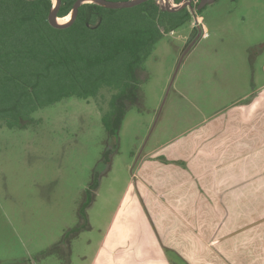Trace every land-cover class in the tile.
<instances>
[{"label":"rangeland","instance_id":"1","mask_svg":"<svg viewBox=\"0 0 264 264\" xmlns=\"http://www.w3.org/2000/svg\"><path fill=\"white\" fill-rule=\"evenodd\" d=\"M156 1L165 8V0ZM201 14L157 43L118 139L107 141L94 99L64 98L35 112L38 123L24 129L0 126V264H93L104 237L113 239L108 233L121 226H148L151 234L133 237L158 241L136 196L144 148L160 129L176 134L200 120L185 95L206 107V117L227 107L209 126L225 128L231 117L242 126L236 109L252 90L253 72L264 84V0H215ZM195 26L202 36L181 55ZM116 143L118 152L103 161Z\"/></svg>","mask_w":264,"mask_h":264},{"label":"crops","instance_id":"2","mask_svg":"<svg viewBox=\"0 0 264 264\" xmlns=\"http://www.w3.org/2000/svg\"><path fill=\"white\" fill-rule=\"evenodd\" d=\"M255 80L236 109L243 127L238 117L209 126L227 107L206 117L185 95L200 120L176 134L160 129L136 163V196L158 241L135 240L148 226H121L93 264H264V84Z\"/></svg>","mask_w":264,"mask_h":264},{"label":"trees","instance_id":"3","mask_svg":"<svg viewBox=\"0 0 264 264\" xmlns=\"http://www.w3.org/2000/svg\"><path fill=\"white\" fill-rule=\"evenodd\" d=\"M76 1L62 0L58 16L70 15ZM54 5L0 0V126L24 129L38 123L35 112L64 98L94 99L107 141L118 139L127 111L139 103V71L165 33L192 18L190 12L163 10L156 0L125 9L86 2L70 27L57 29L48 18ZM112 146L103 161L118 152V144Z\"/></svg>","mask_w":264,"mask_h":264},{"label":"water","instance_id":"4","mask_svg":"<svg viewBox=\"0 0 264 264\" xmlns=\"http://www.w3.org/2000/svg\"><path fill=\"white\" fill-rule=\"evenodd\" d=\"M148 0H128V1H112V0H77L75 3V6H73V9L70 13L71 15V19L70 21H67L65 23H60L59 20V16H58V9L59 6H61L62 0H55V5L53 6V8L51 9L50 13H49V22L50 25L53 28H57V29H64L66 27H70L72 25V23L75 22L76 18H77V14H78V10L79 7L83 4V3H96L99 5H103L105 8H109V9H125V8H131L137 5H140L144 2H146ZM167 5V10H173L176 11L178 9L183 8L186 4L190 5V1L186 2V4H184L183 6H179L173 9V7H170L168 4L169 0H165ZM215 0H201L200 4H199V9H202L204 6H206L207 4H212ZM165 9V8H164ZM199 27V26H198ZM187 52V49L185 50V52L182 55H185Z\"/></svg>","mask_w":264,"mask_h":264},{"label":"flooded vegetation","instance_id":"5","mask_svg":"<svg viewBox=\"0 0 264 264\" xmlns=\"http://www.w3.org/2000/svg\"><path fill=\"white\" fill-rule=\"evenodd\" d=\"M190 1V4H191V6L190 5H188V4H186V2H189ZM200 1L201 0H196L195 2H192L191 0H180V1H176V0H174V2L173 1H168V5L170 6V7H173V9L174 8H176V7H179V6H183L184 4H186L183 8H181V9H178V10H176V11H173V10H167L166 8H167V5H165V9H164V7H162L161 5V9H163V10H167V11H173V12H180L181 10H183V9H185L187 12H190V15H191V19H189L188 20V22L186 23V24H193V22L194 21H198V19H199V17H202L203 18V16H202V14L200 15L199 14V11H203V9H205V7L208 5H206V6H204L202 9H199L198 7H199V4H200ZM158 3V2H157ZM159 4V3H158ZM166 4V3H165ZM202 13V12H201ZM204 20V19H203ZM197 26H199V25H197ZM197 26H195L193 29H192V33H194V32H197V34H196V36L193 38V40H191V41H189V43H187V45H186V47L184 48V50L182 51V53H181V55L185 52V50L188 48V46L190 47L191 46V44H193V43H195V41H197V40H199L200 38H201V36L202 35H199V28L197 27ZM198 28V29H197ZM172 31V30H171ZM173 31H175V30H173ZM172 31V32H173ZM168 33V32H167Z\"/></svg>","mask_w":264,"mask_h":264},{"label":"bare ground","instance_id":"6","mask_svg":"<svg viewBox=\"0 0 264 264\" xmlns=\"http://www.w3.org/2000/svg\"><path fill=\"white\" fill-rule=\"evenodd\" d=\"M70 19H71V15H67V16H65V17H60L58 21H59L60 23H65V22H67V21H70Z\"/></svg>","mask_w":264,"mask_h":264}]
</instances>
